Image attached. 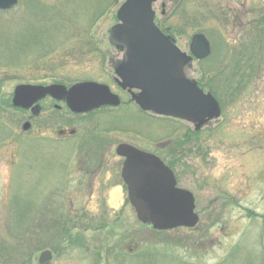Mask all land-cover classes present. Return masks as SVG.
Masks as SVG:
<instances>
[{"label":"rangeland","instance_id":"obj_1","mask_svg":"<svg viewBox=\"0 0 264 264\" xmlns=\"http://www.w3.org/2000/svg\"><path fill=\"white\" fill-rule=\"evenodd\" d=\"M122 1L18 0L0 11V264L9 246L28 264L45 250V264H264V0H182L191 29L177 24L178 44L188 51L200 31L211 46L186 72L222 108L198 133L126 105L84 118L45 103L24 132L28 112L5 104L21 83L114 86L109 61L120 54L108 30ZM39 127H76L79 136L53 143ZM88 127L89 144L76 143ZM122 142L171 166L194 195L193 228L138 221L116 185Z\"/></svg>","mask_w":264,"mask_h":264},{"label":"water","instance_id":"obj_2","mask_svg":"<svg viewBox=\"0 0 264 264\" xmlns=\"http://www.w3.org/2000/svg\"><path fill=\"white\" fill-rule=\"evenodd\" d=\"M154 1L125 0L117 10L119 22L110 28L108 38L113 47L123 51L122 60L114 69L116 81L121 88L139 90L132 98L141 109L186 120L199 129L219 118L221 110L215 97L201 90L184 69L193 57H207L210 43L203 33H195L190 55L179 50L155 26L151 8ZM16 3L17 0H0V10ZM46 95L64 100L75 113L120 104L119 97L107 85L95 81H81L69 87L60 83L18 84L11 102L15 107L35 110V103ZM28 127L29 122L22 124L23 130ZM116 153L125 158L121 176L140 223L155 230L196 225L199 218L192 192L176 186L173 172L158 156L127 143L118 144ZM51 257V252L45 250L39 254L38 263L45 264Z\"/></svg>","mask_w":264,"mask_h":264},{"label":"flooded vegetation","instance_id":"obj_3","mask_svg":"<svg viewBox=\"0 0 264 264\" xmlns=\"http://www.w3.org/2000/svg\"><path fill=\"white\" fill-rule=\"evenodd\" d=\"M124 1L125 0H123L122 3ZM151 7H152V9L154 11L153 22H154L155 26L163 34L170 36L171 39H172V42L176 45V47L178 49L182 50V47H180V45L178 44L177 37L173 35L174 32L177 30V24L178 23L184 22V24L185 23L188 24L187 22H189V21L183 19L184 13L182 12V0H156V1H154L152 3ZM193 16H195L194 18L197 17L196 15H193ZM201 21L204 24L205 20L202 19ZM190 29L191 28H190V25H189V31H190ZM194 33H197V32H193L192 34H190L188 40H186V42H185V49H187L188 51L182 50L183 52L189 53V45H190L191 37H192V35ZM108 35H109V30H108ZM115 50L118 52V55L120 54V56H117L114 59L112 58L109 61L110 62L109 66L112 68V71H113L114 75H115L114 69L121 62L122 57H123V51H120L117 48H115ZM191 67H187L186 71H189ZM187 76H189V75L187 74ZM112 81H113L114 86H112L110 84L108 86H109V89H110L111 92H113L114 94L119 96L120 101H121L119 106L113 107V106L107 105V106L98 107V108L93 109V110L88 111V112L75 113V112H72V111L69 110V108L67 107V105H66L64 100H57V99L51 97L50 95H46L45 97H43L42 99L37 101V106H38L37 109L32 110L31 107L29 109H20V110H23L25 112H28V115L26 117V121L29 122V127H28V129L25 132L29 131V129L32 127V121L37 120V119L40 118L41 110L44 108V103L47 104V106H52V108L57 109V110H59L61 108V106L59 104H62L75 117L88 118L89 116H92L96 112L112 111L114 109L116 110V109L120 108L121 106L123 107L124 105H126V107L131 108V109H129V111H133L134 113L140 112V114L141 113H143V114L147 113V114H151L153 116L162 117V116L154 115L151 112L144 111L143 109H141L137 105L135 100L132 98V94H137L139 92L138 89H134V88L133 89H129L128 87L127 88H121V86H119V84L116 81V75L112 76ZM122 98L124 99V101L122 100ZM132 108H134L136 110V112L134 110H132ZM67 120H68V118H67ZM190 127L192 129V132H194V133L200 132L202 130V128H203L202 127L200 129H196L194 124H190ZM37 130L38 131L39 130L42 131V133H43L42 135L48 136L47 138H44V140H49V141H52L53 143L57 142V141H61V142H64V141H67V140L72 141V140H74L75 137L79 136V132H78V129L76 127H71V128L62 127V128H59V129L52 128L51 130H49V128H44V130H43V129H41L39 127ZM87 130L88 131H86V132L84 131L80 135L81 136L80 139L75 140L76 143L87 142V144H89V141L86 140L85 137H86V135H90V134H92L94 132L91 130L90 127H88ZM34 138H36V137H34ZM125 143H127V142H125ZM128 144H130V145H132V146H134L136 148H139L138 146H136L134 144H131V143H128ZM81 146H82V144H81ZM117 146H118V144L114 148V155L116 157H119V159H120L118 161V167L117 168H118V172H119V180H120L121 183L120 184H116V185H119L122 189H124V191H126V195H127V187H126V185H125V183H124V181L122 179V176H121V170H122V166H123V162H124L125 158L117 155V153H116V147ZM139 149H141V148H139ZM141 150H143V149H141ZM143 151H145V150H143ZM149 153H151V152H149ZM162 161L164 163H166V165H168V163L165 160L162 159ZM177 185H178V183H177Z\"/></svg>","mask_w":264,"mask_h":264},{"label":"trees","instance_id":"obj_4","mask_svg":"<svg viewBox=\"0 0 264 264\" xmlns=\"http://www.w3.org/2000/svg\"><path fill=\"white\" fill-rule=\"evenodd\" d=\"M202 86L204 85L202 82H201ZM205 86H209L211 89H213L211 86V84L209 85L207 83V85L205 84ZM6 105L10 106L11 105L7 102L5 103ZM57 224V221L55 222ZM58 226V225H57ZM59 227V226H58ZM61 228H63L64 230V233H66L67 231V226H66V222L63 223V226H60ZM62 230V229H61ZM12 246H9V250L7 252H5V258H3V262L6 263V264H28V260L27 259H23L22 258V255H19V257H16L14 258V256L17 254L16 251H12L13 249L11 248ZM13 253H12V252ZM19 254V253H18Z\"/></svg>","mask_w":264,"mask_h":264}]
</instances>
